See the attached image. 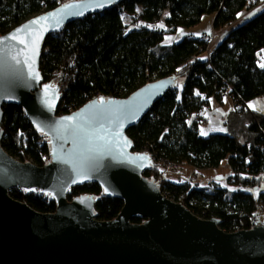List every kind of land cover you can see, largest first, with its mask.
I'll list each match as a JSON object with an SVG mask.
<instances>
[{"label":"trees","instance_id":"obj_1","mask_svg":"<svg viewBox=\"0 0 264 264\" xmlns=\"http://www.w3.org/2000/svg\"><path fill=\"white\" fill-rule=\"evenodd\" d=\"M67 1L0 0V34ZM263 1L123 0L46 37L39 65L42 82L59 87L58 106L79 109L96 94L126 98L149 82L174 76L177 86L127 131L133 152L146 149L157 164H188L196 169L216 168L226 161L231 189L214 183L200 187L171 182L158 166L143 176L198 218L218 219L224 232L249 230L257 223V211H264V113L247 108L249 102L264 97V67L258 66L264 49V9L250 18L241 17ZM205 15H214V30L228 27L209 58L203 36L162 45L166 35L196 26ZM124 17L134 21L126 24ZM226 97L233 108L224 118L225 132L200 136L203 119L198 113L209 98L221 102ZM2 112L5 152L21 163L38 167L48 163V138L34 130L21 107L5 105ZM237 184H252L254 191L237 190ZM80 195L93 196L97 221L113 220L123 206L121 200L105 197L96 184L67 192L69 200ZM9 196L41 214L56 208L53 199L38 193L12 189ZM131 223L141 221L132 218Z\"/></svg>","mask_w":264,"mask_h":264},{"label":"water","instance_id":"obj_2","mask_svg":"<svg viewBox=\"0 0 264 264\" xmlns=\"http://www.w3.org/2000/svg\"><path fill=\"white\" fill-rule=\"evenodd\" d=\"M122 1L63 2L0 36V124L2 107L17 105L50 146L44 166L21 163L1 147L0 131V264H264V225L224 232L218 219L198 218L143 176L153 161L133 152L127 131L177 86L174 76L55 116L59 87L43 83L39 71L44 40ZM88 184L123 202L113 220L95 219L91 195L67 198L70 188ZM12 189L49 196L55 211H34L12 199Z\"/></svg>","mask_w":264,"mask_h":264},{"label":"rangeland","instance_id":"obj_3","mask_svg":"<svg viewBox=\"0 0 264 264\" xmlns=\"http://www.w3.org/2000/svg\"><path fill=\"white\" fill-rule=\"evenodd\" d=\"M262 9H264V5H261L260 7H258L247 18L252 17L254 14L261 11ZM123 20L126 24H129V23L134 21V20H131L129 17H124ZM212 21H213L212 15H205L201 18L199 24H197L196 26L191 27V28H180L177 30V32L175 34L166 35L162 41V45L170 46L174 43L179 42L182 38H184L188 35L193 36L195 38L201 37L203 35H205V36L210 35L212 30H213ZM157 26L159 28H164L163 23H159V24H157ZM225 34H223L222 36L218 37L215 40L214 46H216L218 43L221 42V40L224 38ZM258 58H259L258 59V66L261 67V65H264V49L260 52ZM178 88L179 89L182 88V83L179 84ZM229 102H230L229 98L226 97L225 105H224V109H223L224 111H226L230 108ZM218 110H220V109H218ZM218 110H216V114L219 112ZM199 129H200L199 130L200 135L202 137H207L209 134H213V133L215 134V133H222L223 132V131H220V129L210 131L209 128H207V127L206 128H199ZM202 132L205 134L202 135L201 134ZM159 168L161 169V171H165V173H164L165 177L171 182H175V183H177V182H180V183L189 182V183L195 184L197 186H201V187H205V186H208V185L214 183V184L218 185V187L231 189L229 184H228V177L231 175V170L227 166L226 161L222 162L219 167L211 168V169H196V168L192 167L191 165L181 164L179 166V170L176 173H170L169 171H167L168 169L166 166H164V167L160 166ZM263 188H264V184H263ZM261 209L262 208H260L256 214V218H257L256 222L257 223H264V211H262Z\"/></svg>","mask_w":264,"mask_h":264},{"label":"built area","instance_id":"obj_4","mask_svg":"<svg viewBox=\"0 0 264 264\" xmlns=\"http://www.w3.org/2000/svg\"><path fill=\"white\" fill-rule=\"evenodd\" d=\"M261 5H264V1L261 2L255 8H252L248 12L244 13L242 15V17H241V20H243L244 18L248 17L253 11H255ZM227 30H228V27L220 29V30H214L213 29L210 35L203 36V39L207 42V47H206V51H205L206 58H209V56L211 54V51H212V49L214 47L215 40L218 37H220L223 34H225L227 32ZM2 35L3 34H0V36H2ZM226 93H228V92H226ZM99 97H102V96L100 94H96L94 97L86 99L84 104L90 102L92 99H96V98H99ZM58 104H57L58 108L56 107V109H55V116H57V117H62V116H65V115H69V114L75 112L76 110H78L76 107H68V108H66L65 104H62V105H59V106H58ZM142 153H147V150L146 149L143 150ZM151 159L153 161V166H158V167L166 166L167 169H168L167 171H169L170 173H176L179 170V165L178 164H165V163L157 164L153 157H151ZM236 189L237 190L247 191V192H253L254 191V187H253L252 184H237L236 185ZM257 225H264V223H253L252 227L257 226Z\"/></svg>","mask_w":264,"mask_h":264},{"label":"crops","instance_id":"obj_5","mask_svg":"<svg viewBox=\"0 0 264 264\" xmlns=\"http://www.w3.org/2000/svg\"><path fill=\"white\" fill-rule=\"evenodd\" d=\"M212 18L214 20V15H212ZM188 36H190V35H188ZM203 36H205V35H203ZM225 99L226 98H224L221 102H217L214 98H209L207 100L206 107L198 113L200 118L203 119L202 123L199 125V128H206L207 127V128H209L210 131L220 129V131H223L222 133L225 132L223 121H224V118L226 117V115L233 108L232 102L230 101L229 102L230 108L226 111L223 110L224 105H225ZM250 104L255 105V110L253 108L249 107ZM247 108L249 110L257 112V113H264V97L257 98L255 100L249 102L247 104ZM218 109H220V110H218ZM216 110L219 111L217 114H216ZM199 134H200V131H199Z\"/></svg>","mask_w":264,"mask_h":264},{"label":"snow or ice","instance_id":"obj_6","mask_svg":"<svg viewBox=\"0 0 264 264\" xmlns=\"http://www.w3.org/2000/svg\"><path fill=\"white\" fill-rule=\"evenodd\" d=\"M46 19V18H45ZM41 23V20L40 19H37V20H34V21H32L31 22V24H40ZM22 31H25L24 29H19L18 30V32H22ZM28 34L29 35H32L33 33H32V30L31 29H29L28 30ZM11 39H16V37L15 36H13V37H10ZM42 38V36H36L35 37V39L33 40V44L35 45V43H36V40H38V39H41ZM20 43H25V41H20ZM35 47L33 48V52H35ZM261 67H264V65H261ZM37 79H38V76H37ZM101 102H103V101H101ZM249 107L250 108H253L254 110H255V105H252V104H250L249 105ZM202 135H204L205 133H201Z\"/></svg>","mask_w":264,"mask_h":264}]
</instances>
